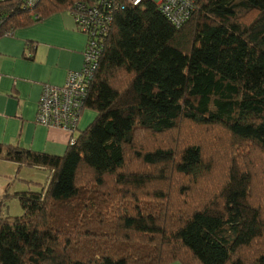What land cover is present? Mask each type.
<instances>
[{
	"label": "trees",
	"instance_id": "1",
	"mask_svg": "<svg viewBox=\"0 0 264 264\" xmlns=\"http://www.w3.org/2000/svg\"><path fill=\"white\" fill-rule=\"evenodd\" d=\"M76 1H1L0 38ZM191 6L181 24L150 0L114 12L63 155L0 144L48 176L14 192L20 216L0 195V264H264V0Z\"/></svg>",
	"mask_w": 264,
	"mask_h": 264
},
{
	"label": "crops",
	"instance_id": "2",
	"mask_svg": "<svg viewBox=\"0 0 264 264\" xmlns=\"http://www.w3.org/2000/svg\"><path fill=\"white\" fill-rule=\"evenodd\" d=\"M85 45L86 36L75 29L68 9L53 13L32 25L17 27L0 38L2 146H20L56 156L64 154L73 137L71 132L36 123L37 101L44 84L61 85L68 70L81 67ZM86 111L84 121L79 120L78 130L90 123L92 112ZM0 162L7 163V167H18L7 160L0 159ZM22 167L19 166L17 171ZM26 168L30 171L25 173L27 178H34L35 171L47 173L43 168ZM4 190L11 193L6 188Z\"/></svg>",
	"mask_w": 264,
	"mask_h": 264
},
{
	"label": "built area",
	"instance_id": "3",
	"mask_svg": "<svg viewBox=\"0 0 264 264\" xmlns=\"http://www.w3.org/2000/svg\"><path fill=\"white\" fill-rule=\"evenodd\" d=\"M5 1V0H0ZM39 0H25L28 8ZM144 0H77L71 15L75 29L86 36L83 62L79 69L68 70L61 85L44 84L38 101L35 122L46 127L76 130L83 99L92 78L98 56L114 12L125 5L137 6ZM168 19L181 24L189 19L194 0H150ZM187 9V10H186Z\"/></svg>",
	"mask_w": 264,
	"mask_h": 264
},
{
	"label": "rangeland",
	"instance_id": "4",
	"mask_svg": "<svg viewBox=\"0 0 264 264\" xmlns=\"http://www.w3.org/2000/svg\"><path fill=\"white\" fill-rule=\"evenodd\" d=\"M86 110L87 109L83 111V116L81 117L82 121H84V114H86L87 112ZM94 116H95V113L92 112V118H90L88 123L92 121ZM192 132L194 131H192L188 125L184 124L180 131L172 132L168 137H162L163 139H160V141L164 140L168 142H173L176 137L177 138L184 137ZM142 136L143 135L141 134V137L137 142L138 144L143 142L141 140ZM152 137L153 139L157 140L156 138L157 136H152ZM210 139L212 140L217 156L219 158V164L222 162H225L226 158L224 156V150L219 146L217 138L210 137ZM6 164L7 163L0 162V195L4 193L5 188L11 191V195L8 193L9 194V196H7L8 200H7V203L5 204V209L3 211H4V216L13 218V217L20 216L22 214L21 206L18 202V199L15 197L14 192H22V191H27V190L39 191L41 186H45L48 184V182H46L48 181L47 180L48 176H47V173L44 171H35L34 178L33 177L27 178V175L25 173L30 172L29 169H27L26 167L24 168L23 166L20 170L17 171L18 167H15V168L13 166L7 167ZM143 167L144 166L139 161L132 162L129 164V168H131L132 170L145 171ZM123 171L127 172L128 171L127 167L123 168ZM31 179L32 181L36 182V184L35 183L29 184L25 182V181H30ZM106 188L108 187H105V189ZM106 197L111 198L112 203H115L118 205V208H117L118 211H122L125 209V207L130 206V204H126V203L124 204L123 202L120 205L117 199L119 198V196H117L116 189H114L112 193L106 194Z\"/></svg>",
	"mask_w": 264,
	"mask_h": 264
}]
</instances>
